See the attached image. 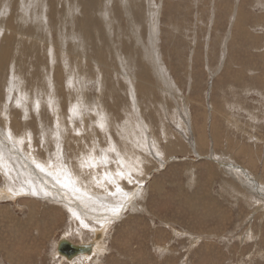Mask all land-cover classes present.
Returning a JSON list of instances; mask_svg holds the SVG:
<instances>
[{"label": "rangeland", "instance_id": "obj_1", "mask_svg": "<svg viewBox=\"0 0 264 264\" xmlns=\"http://www.w3.org/2000/svg\"><path fill=\"white\" fill-rule=\"evenodd\" d=\"M86 6L0 0V264H264V0Z\"/></svg>", "mask_w": 264, "mask_h": 264}, {"label": "bare ground", "instance_id": "obj_2", "mask_svg": "<svg viewBox=\"0 0 264 264\" xmlns=\"http://www.w3.org/2000/svg\"><path fill=\"white\" fill-rule=\"evenodd\" d=\"M67 1V0H66ZM38 2V1H37ZM97 2V0H83V6H84V15L82 16V18H81V22L82 23H86V22H93L94 20H91V19H89V18H85V14L86 13H88V9H87V6L86 5H89V8L91 9V7L90 6H92V8H93V5H94V3H96ZM22 8L21 9H23V13L25 14V16H27V17H30V16H28V15H26L27 13H28V9L27 8H25L24 6H21ZM89 9V10H90ZM236 9V8H235ZM236 12V11H235ZM238 12V11H237ZM90 13V12H89ZM29 14V13H28ZM30 15V14H29ZM92 16V15H91ZM238 16V19L235 21V25H236V27H243V14H242V9L239 11V14L237 15ZM23 18V17H22ZM84 19V20H83ZM247 25V24H246ZM25 27V26H24ZM50 29V28H49ZM243 30V29H242ZM1 31V30H0ZM2 31H3V29H2ZM21 31V30H20ZM244 31V30H243ZM10 33V32H9ZM13 33H14V31H13ZM17 33V32H16ZM21 33V32H20ZM18 34V33H17ZM45 34V33H44ZM241 34H242V32H241ZM19 35V34H18ZM43 35V34H42ZM22 36H24V35H22ZM21 36V37H22ZM25 36H26V34H25ZM30 36V35H29ZM28 36V37H29ZM45 36V35H44ZM43 36V37H44ZM112 36V35H111ZM27 37V36H26ZM32 37V36H31ZM35 37V36H34ZM33 37V38H34ZM63 37V36H62ZM51 39V38H50ZM34 40V39H33ZM57 40V39H56ZM59 40V39H58ZM11 41V40H10ZM19 41V40H18ZM23 41V40H22ZM25 41V40H24ZM27 42V41H26ZM61 42V41H60ZM112 43V42H111ZM64 45V44H63ZM51 46V45H50ZM49 46V47H50ZM8 47V46H7ZM64 48V47H63ZM97 48V47H96ZM11 49V48H10ZM9 50V49H8ZM32 53V52H31ZM9 55V52L6 50V49H4V50H2L1 51V53H0V63H3L4 61H6V58H7V56ZM37 57V56H36ZM1 65V64H0ZM101 87V86H100ZM72 91V90H71ZM153 91V90H152ZM135 106V105H134ZM136 124V123H135ZM134 127V126H133ZM132 128V127H131ZM213 128V127H212ZM215 128H216V126H215ZM132 130H133V128H132ZM214 132H215V134L214 135H217V129H215L214 130ZM204 135V134H203ZM207 136V135H206ZM203 140V139H202ZM99 142V141H98ZM97 142V143H98ZM200 143V142H199ZM89 145V144H88ZM205 145V144H204ZM117 146V145H116ZM153 146H154V144H153ZM109 148V147H108ZM156 149V148H155ZM233 149V148H232ZM104 150H106V148L104 149ZM108 150V149H107ZM243 151V150H242ZM251 151V150H250ZM85 153V152H84ZM102 153V152H101ZM123 152H121V154H122ZM238 153V152H237ZM103 156V155H102ZM130 156V155H129ZM253 157V156H252ZM89 159H90V157H89ZM93 160V159H92ZM95 161V160H94ZM98 161V160H97ZM96 161V162H97ZM119 161V160H118ZM251 161V160H250ZM252 161H253V159H252ZM258 161V160H257ZM90 162V161H89ZM96 162L94 163V164H96ZM84 163H86V164H88V162L86 161H84ZM90 163H92V162H90ZM106 163V162H105ZM246 163V162H245ZM251 163V162H250ZM256 163V162H255ZM261 163V162H260ZM93 164V165H94ZM249 164V163H248ZM90 165H92V164H90ZM250 165V164H249ZM30 166V165H29ZM116 166V165H115ZM33 167V166H32ZM32 167H30L32 170H34V173H36L37 175H38V177H40V178H43V176H42V173L40 172V171H37V170H35L34 168H32ZM88 167V166H87ZM110 167V166H109ZM240 167V166H239ZM252 167V166H251ZM256 167V166H255ZM86 168V167H85ZM112 168V167H111ZM130 168V167H129ZM132 168H134V167H132ZM240 168H242V167H240ZM81 169V168H80ZM90 169V168H89ZM88 169V170H89ZM98 169V168H97ZM96 169V170H97ZM134 169H136V167L134 168ZM133 169V170H134ZM263 169V168H262ZM84 170V169H83ZM129 171V170H128ZM138 171V170H137ZM129 172H131V171H129ZM128 172V173H129ZM105 173V172H104ZM106 175H107V173H106ZM135 177V176H134ZM107 178V177H106ZM46 180V179H45ZM103 180V179H102ZM115 180V179H114ZM128 180H130V179H128ZM138 180V179H137ZM139 181V180H138ZM99 182V181H98ZM115 182V181H114ZM255 182V181H254ZM139 183V185H138V187H137V190H136V192H138V190H140L139 192H141L143 189H144V185H141L140 184V182H138ZM115 184H117V183H115ZM100 185V184H99ZM256 185V184H255ZM54 186V185H53ZM60 186V185H59ZM120 186V185H119ZM160 186V185H159ZM254 186V185H253ZM257 186V185H256ZM53 188V187H52ZM32 190H33V188H32ZM134 190V189H133ZM67 191H69V190H67ZM114 191V190H113ZM118 191V190H117ZM254 191V190H253ZM61 192V191H60ZM75 192V191H74ZM78 192H79V190H78ZM121 193V192H120ZM134 193H135V191H134ZM93 194V193H92ZM137 194V193H136ZM72 195V194H71ZM107 195V194H106ZM127 193H126V197H127ZM104 196H105V194H104ZM103 196V197H104ZM130 196V195H129ZM132 196H134V194L132 195ZM252 197V196H251ZM96 198V197H95ZM107 198V197H106ZM127 198H129V197H127ZM126 198V199H127ZM111 199V198H110ZM122 199V198H121ZM131 199V198H130ZM80 201V200H79ZM74 203V202H73ZM78 204V203H77ZM73 205V204H72ZM76 205V204H75ZM79 205H80V203H79ZM79 205H77V207H82V206H79ZM84 206V205H83ZM82 208H84V207H82ZM70 209V208H69ZM84 212V211H83ZM95 212V211H94ZM96 213V212H95ZM93 215H94V213H93ZM99 216V215H98ZM100 219V218H99ZM112 219H114L113 217H112ZM104 223V222H103ZM107 224V223H106ZM104 226H105V224H104ZM102 231H103V228H102ZM102 231L101 230H98V231H96V232H94V235H95V233H96V238H99V237H101L102 236ZM62 238H64V239H70V238H68V237H62ZM71 240V239H70ZM97 240V239H96ZM99 240V239H98ZM60 241H61V239L58 241V244H57V251H58V246H59V243H60ZM72 241V240H71ZM81 243H83V242H81ZM91 242L89 241V242H87V243H83V244H90ZM92 243H93V247H94V245H95V241H92ZM58 253H59V251H58ZM85 253H87V252H85ZM60 254V253H59ZM61 255V254H60ZM80 254H78V255H76V256H74V257H72L71 259H73V258H75V257H77V256H79ZM61 256H63V255H61ZM64 257H66V256H64ZM67 258V257H66ZM67 260H68V258H67ZM70 260V259H69Z\"/></svg>", "mask_w": 264, "mask_h": 264}, {"label": "water", "instance_id": "obj_3", "mask_svg": "<svg viewBox=\"0 0 264 264\" xmlns=\"http://www.w3.org/2000/svg\"><path fill=\"white\" fill-rule=\"evenodd\" d=\"M92 245V242L90 244L75 243L70 239L62 238L58 246V251L61 255L71 259L81 253H91L93 251Z\"/></svg>", "mask_w": 264, "mask_h": 264}]
</instances>
